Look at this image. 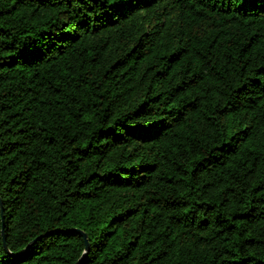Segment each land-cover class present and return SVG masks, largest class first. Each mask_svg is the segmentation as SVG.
Returning a JSON list of instances; mask_svg holds the SVG:
<instances>
[{"label":"trees","instance_id":"16d2710c","mask_svg":"<svg viewBox=\"0 0 264 264\" xmlns=\"http://www.w3.org/2000/svg\"><path fill=\"white\" fill-rule=\"evenodd\" d=\"M0 264H264V0H0Z\"/></svg>","mask_w":264,"mask_h":264},{"label":"water","instance_id":"95a60500","mask_svg":"<svg viewBox=\"0 0 264 264\" xmlns=\"http://www.w3.org/2000/svg\"><path fill=\"white\" fill-rule=\"evenodd\" d=\"M75 231H77V232H79L81 235H82V237H83V240L85 241V252H84V254L87 252V250H88V246H89V243H88V240H86V235H85V233H83L81 230H79V229H75Z\"/></svg>","mask_w":264,"mask_h":264}]
</instances>
